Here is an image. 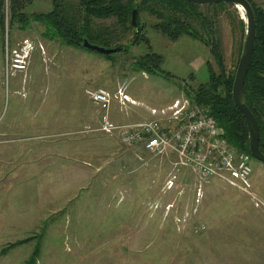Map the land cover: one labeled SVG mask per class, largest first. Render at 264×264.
Returning <instances> with one entry per match:
<instances>
[{"label": "rangeland", "instance_id": "obj_1", "mask_svg": "<svg viewBox=\"0 0 264 264\" xmlns=\"http://www.w3.org/2000/svg\"><path fill=\"white\" fill-rule=\"evenodd\" d=\"M54 1L79 16L78 0ZM54 1L23 0L19 10L31 17ZM252 2L264 9V0ZM0 8V130L13 141L50 147L43 162H20L12 188L21 207L23 193L27 208L42 198L44 218L36 223L41 211L34 205L35 218L28 214L25 222L33 228L3 234L12 242L0 244V264H264V163L250 157L251 196L222 178L200 177L171 151L150 154L140 143H121L117 131L92 129L96 119L87 114L82 88L90 84L127 93L123 104L112 100L125 109L114 106L111 114L151 118L150 108L207 79L206 61L218 71L207 45L185 33L169 38L146 10L138 13L143 37L130 44L134 28L91 17L92 28L128 43L107 56L44 38L37 21L20 27L10 21L9 0ZM200 9L213 15L224 71L234 73L244 34L239 8ZM145 51L159 53L170 75L133 70L132 59ZM25 168L32 180H21Z\"/></svg>", "mask_w": 264, "mask_h": 264}, {"label": "trees", "instance_id": "obj_2", "mask_svg": "<svg viewBox=\"0 0 264 264\" xmlns=\"http://www.w3.org/2000/svg\"><path fill=\"white\" fill-rule=\"evenodd\" d=\"M54 1V0H53ZM255 17V39L247 71L244 76L243 92L246 105L253 113L258 125V146L264 153V9L248 0ZM23 0H9L10 21H16L20 27H25L30 20L42 24L40 35L44 38H58L62 43L80 46L81 39L88 41L99 40L105 46H118V51H126L128 43L114 42L103 30H95L90 26L91 17H113L121 29L134 28L129 40L136 43L143 36L139 34L140 23L138 13L146 10L157 16L153 23L160 32L169 38H175L185 33L196 38L208 46L210 53L218 67L214 71L206 61L207 79L198 83L195 88H186L185 96L197 104L207 108V112L214 118L220 134L236 149L248 152L247 130L242 114L232 101L230 94L233 73H226L222 64V54L219 40L213 27V15L200 9L199 4L187 0H78L80 14L74 17L68 13L62 4L53 2L46 11L31 12V17L19 10ZM2 0H0V7ZM208 7L225 8L233 6L228 2L203 4ZM135 8V25L131 24V9ZM1 9V8H0ZM2 14L0 12V24ZM240 33L244 31V21L238 18ZM146 37H144V40ZM111 42V43H109ZM110 53V52H109ZM109 53H104L109 56ZM160 54L155 51H145L134 57L131 68L147 73H159L169 76L170 73L160 68ZM23 240V239H22ZM18 240V241H22ZM10 245V244H8ZM4 247L0 248L2 252ZM27 262L26 264H28Z\"/></svg>", "mask_w": 264, "mask_h": 264}, {"label": "built area", "instance_id": "obj_3", "mask_svg": "<svg viewBox=\"0 0 264 264\" xmlns=\"http://www.w3.org/2000/svg\"><path fill=\"white\" fill-rule=\"evenodd\" d=\"M84 93L100 109L99 130L118 132L125 145L140 143L150 154L171 151L177 162L195 170L200 177H219L229 185L249 193L251 172L249 152L236 149L220 134L214 118L204 106L185 95L174 96L160 107H152V117L132 123L116 124L107 111L113 99L123 104L128 99L118 87L87 86Z\"/></svg>", "mask_w": 264, "mask_h": 264}, {"label": "crops", "instance_id": "obj_4", "mask_svg": "<svg viewBox=\"0 0 264 264\" xmlns=\"http://www.w3.org/2000/svg\"><path fill=\"white\" fill-rule=\"evenodd\" d=\"M85 85H83V88ZM87 86H91L90 84H86ZM82 88L83 92L84 89ZM87 100L90 103V107L87 111L88 113H92V115L96 119V124L92 129L94 128L95 130L97 127L100 125V109L98 106L93 104L88 97L86 96ZM114 104V105H113ZM116 104V105H115ZM118 107L119 109H125L117 104V102L112 101L108 107V119L111 120L113 123L116 124H122V123H132V122H137L141 121V119H130L129 116L126 114L127 112L121 111L122 115L118 116L116 114H111L112 108L113 107ZM85 115L83 112L80 114L81 116ZM125 114V115H123ZM91 115V114H90ZM7 133V128L1 129L0 130V244L3 242L5 244L11 243V240L7 241H2L4 236H10L12 238V234H10L12 230H17L20 226H22L25 230L31 229L34 227L35 223H31V226H27L25 222L28 219V214L33 216L34 215V205H37L35 209L39 208L41 211V214L39 217L35 218L36 223H38L40 220L44 218L43 215V200L42 198L38 200L37 202L31 203V208H27L24 204L27 203V194L23 193L24 199L21 200L22 205L24 207H21L18 205V202L15 200L17 196V190L12 189L13 186L16 187V181H18V174H19V169L18 165H20V162L25 161L27 164V160H30L31 162L35 161V158H37L36 161L40 160L43 162L44 161V155L47 157L50 155L48 152L49 150V145L44 144L43 142H36V143H31V142H17L13 141L14 137H9L6 135ZM115 134V132H112ZM111 135V134H108ZM35 137V135L31 136ZM27 138V136H25ZM49 143V142H47ZM44 149L46 151L44 152ZM34 150H41V153L39 152H34ZM40 157V159H39ZM50 159V158H49ZM21 173V180H28V175L30 176V180H32V168H25L20 171ZM43 181V180H42ZM252 183V182H251ZM253 184V183H252ZM24 201V202H23ZM31 202V201H30ZM32 219V217H31ZM23 229V230H24ZM3 234H6L3 236ZM1 248V246H0Z\"/></svg>", "mask_w": 264, "mask_h": 264}, {"label": "water", "instance_id": "obj_5", "mask_svg": "<svg viewBox=\"0 0 264 264\" xmlns=\"http://www.w3.org/2000/svg\"><path fill=\"white\" fill-rule=\"evenodd\" d=\"M188 2L194 4H211L216 2H228L233 4L235 7L239 5L242 9V20L244 21V31H243V39L237 59V63L234 69V73L232 76L230 94L232 97V101L237 109L243 116L246 130H247V140H248V152L251 157L257 159L258 161L264 163V153H262L258 146V125L257 121L246 105L244 100V92H243V82L244 76L247 71L251 52L252 45L255 39V17L252 10V7L248 0H187ZM135 8L131 9L130 13V21L131 24L135 25ZM81 47L93 51H97L99 53H109L116 51L118 46H105L97 43H93L88 41L85 37L81 39L80 42Z\"/></svg>", "mask_w": 264, "mask_h": 264}, {"label": "bare ground", "instance_id": "obj_6", "mask_svg": "<svg viewBox=\"0 0 264 264\" xmlns=\"http://www.w3.org/2000/svg\"><path fill=\"white\" fill-rule=\"evenodd\" d=\"M236 7L239 8L238 11L240 12V15L242 16L241 7H240L239 5H237ZM239 12H238V13H239Z\"/></svg>", "mask_w": 264, "mask_h": 264}]
</instances>
